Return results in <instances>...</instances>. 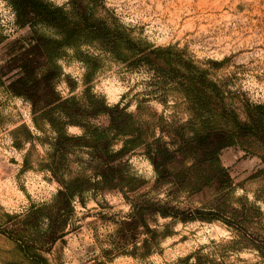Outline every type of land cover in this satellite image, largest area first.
Masks as SVG:
<instances>
[{"label":"rangeland","instance_id":"obj_1","mask_svg":"<svg viewBox=\"0 0 264 264\" xmlns=\"http://www.w3.org/2000/svg\"><path fill=\"white\" fill-rule=\"evenodd\" d=\"M46 1L59 27L0 0V264H264V142L222 132L264 115V0Z\"/></svg>","mask_w":264,"mask_h":264},{"label":"trees","instance_id":"obj_2","mask_svg":"<svg viewBox=\"0 0 264 264\" xmlns=\"http://www.w3.org/2000/svg\"><path fill=\"white\" fill-rule=\"evenodd\" d=\"M13 5L16 7L18 13L20 16L29 17L27 19L29 22L32 21L35 17H42L43 21L46 24H50L55 27H59L58 22H53L50 20L49 17L56 16L58 18L63 17L65 11L63 7H55L51 3L47 2L46 0H11ZM24 21L25 24H28L29 22ZM65 33V32H64ZM60 47H63L65 45L73 44L74 41L70 40L67 36L66 38H63L61 41ZM61 100H55L51 103H48L47 106H50L52 104H57L55 107H60L61 104H59ZM207 103H211L210 100H206ZM259 112H262L264 110V107L260 105L258 108ZM247 113V119L245 122H242L238 119L237 114H235L232 118V126L230 128H226L222 130L223 135L225 137V146H230L233 144L235 139H240L247 136L252 135L256 138H259L262 142H264V115L262 114H256V112H253L250 110L246 111ZM122 127L121 124L117 121V118L111 117L110 118V128L113 131H117V135L125 133L120 128ZM82 138V137H81ZM108 138V137H107ZM114 141L110 140L103 144V146H98V150L95 152V155L104 160L106 163L110 164L114 161L119 160L122 158L126 153L134 149L137 145V139L135 140H126L124 148L117 152H112L111 147L113 146ZM167 152L169 149L167 148ZM184 152H182L181 155H183ZM150 155L157 160L161 156V151L157 150L154 152L151 150ZM114 169V167H113ZM111 169V170H113ZM158 173L161 174V176L167 175V181H170L174 183L175 186L181 185V182L176 177L177 173H174L171 171L168 166H163L162 170H159L160 168L157 167ZM225 174L229 176V173L223 168L222 169ZM112 174L115 173L112 172ZM116 178V177H115ZM141 210L143 211V214L139 216L138 213L133 212L132 219L126 221L123 223L122 229H119V239L124 243H128L130 240H135L138 235V228L140 225V222L144 225V231L148 235L145 238L144 242V252L143 254H148L153 250V247L158 243V239L161 236V234L157 233V231L153 228H151L149 219L151 215L155 214H161L163 216L172 215L171 209L169 207H166L165 204H160L159 201L157 202H150V200H146L145 204H142ZM141 218V219H140Z\"/></svg>","mask_w":264,"mask_h":264}]
</instances>
